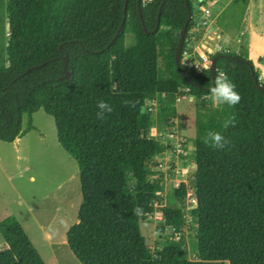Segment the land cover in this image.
I'll use <instances>...</instances> for the list:
<instances>
[{
	"label": "trees",
	"instance_id": "trees-1",
	"mask_svg": "<svg viewBox=\"0 0 264 264\" xmlns=\"http://www.w3.org/2000/svg\"><path fill=\"white\" fill-rule=\"evenodd\" d=\"M141 1L140 18L137 0H128L125 12V0H6L0 141L13 143L35 131L32 115L39 109L52 117L58 143L79 170L81 203L77 222L66 232L79 264H264V91L257 90L253 76L264 83L242 55L211 56L218 57L215 76L217 70L227 73L242 97L235 107L216 108L209 98V70L197 74L182 64L195 28L194 2ZM186 4L191 19L180 66L193 85L175 64L188 18ZM185 94L199 101L191 211L197 222L195 261L181 258V243L152 256L140 231L159 190L147 166L168 149L146 138L150 116L143 107L164 95L169 121L175 117L176 100ZM100 100L113 107L104 120L96 116ZM232 114L236 124L225 129ZM209 130L221 132L231 143L220 150L206 146L203 137ZM186 191L184 183L175 189L179 204ZM180 205L163 212L165 224L176 232L184 225ZM137 206L142 215L134 214ZM0 232L5 242L0 264H45L16 219L1 221Z\"/></svg>",
	"mask_w": 264,
	"mask_h": 264
},
{
	"label": "rangeland",
	"instance_id": "rangeland-1",
	"mask_svg": "<svg viewBox=\"0 0 264 264\" xmlns=\"http://www.w3.org/2000/svg\"><path fill=\"white\" fill-rule=\"evenodd\" d=\"M193 16L195 28L190 34L189 44L207 46L202 42L207 14L200 6H194ZM7 41L6 0H0V63H5ZM132 43V37L128 36L126 44ZM200 49L205 51L201 46ZM192 57L197 59L196 55ZM165 103L166 97L157 95L143 107L150 116L146 138L158 140L168 149L147 166L149 179L159 186V190L154 211L141 219L140 231L152 256L166 245L181 243V258L195 261L197 222L191 211L195 206L193 140L199 101L188 94L177 99L175 117L169 121L164 112ZM32 119L35 131L26 133L13 143L0 141V222L7 218L16 219L45 264H79L66 242V232L77 222L81 203L79 170L75 160L58 143L52 117L39 109ZM23 126L26 127V118ZM180 183L187 187L181 205L174 196ZM179 205L185 214L184 225L180 232H176L165 224L163 212ZM159 228H164L163 232ZM4 246L0 232V249Z\"/></svg>",
	"mask_w": 264,
	"mask_h": 264
},
{
	"label": "crops",
	"instance_id": "crops-1",
	"mask_svg": "<svg viewBox=\"0 0 264 264\" xmlns=\"http://www.w3.org/2000/svg\"><path fill=\"white\" fill-rule=\"evenodd\" d=\"M200 8L208 18L202 39L207 46L188 44L189 51L198 55L219 46L222 52L242 55L264 83V0H208Z\"/></svg>",
	"mask_w": 264,
	"mask_h": 264
},
{
	"label": "clouds",
	"instance_id": "clouds-1",
	"mask_svg": "<svg viewBox=\"0 0 264 264\" xmlns=\"http://www.w3.org/2000/svg\"><path fill=\"white\" fill-rule=\"evenodd\" d=\"M210 66V62L205 64V68ZM199 69V68H198ZM217 75L214 78L213 86L208 90L210 93V100L214 105H227L229 107H235L242 99L240 93L236 89V85L232 82L227 73L222 70H217ZM97 119L104 120L106 113H111L113 107L100 100L97 103ZM236 117L232 114L225 119L223 127L227 129L229 126H235ZM203 143L213 149H224L231 143L230 140L226 139L225 136L219 131L209 130L203 137ZM134 214L139 216L143 214V209L137 206L134 210Z\"/></svg>",
	"mask_w": 264,
	"mask_h": 264
},
{
	"label": "water",
	"instance_id": "water-1",
	"mask_svg": "<svg viewBox=\"0 0 264 264\" xmlns=\"http://www.w3.org/2000/svg\"><path fill=\"white\" fill-rule=\"evenodd\" d=\"M208 0H196L194 6L196 7H199L201 6L202 3H206ZM127 2L128 0H125V3H124V12H125V8H126V5H127ZM142 1L141 0H137V10H138V14H139V17L141 18V12H142ZM162 6H163V2L161 3L160 7H159V11H158V17L160 16V12H161V9H162ZM186 8L188 10V18L186 20V22L184 23L183 25V28L180 32V36H179V40H178V43H177V48H176V52H175V64L176 66L178 67V70H179V73H180V76L182 78H184L188 84H192V81L188 78L187 76V73H185L183 71V69L181 68L180 66V56H181V52H182V48H183V44H184V39H185V35H186V31H187V26H188V23H189V20L191 19V13L189 11V8H188V4H186ZM124 23V19H123V22L121 24V26L123 25ZM143 31L145 33H147V31L145 30V27L143 26ZM64 66L66 67L67 66V57L64 56ZM217 59L218 57L215 56L212 60H211V66H210V69H209V73H210V76H211V79H212V82L214 83V78H215V74H216V62H217ZM44 65V64H42ZM33 69V68H31ZM31 69H29L28 71H30ZM70 75L69 72H66V78H68ZM254 78V83H255V86L257 88V90L259 91H264V87L259 85L257 79H255V77L253 76Z\"/></svg>",
	"mask_w": 264,
	"mask_h": 264
},
{
	"label": "built area",
	"instance_id": "built-area-1",
	"mask_svg": "<svg viewBox=\"0 0 264 264\" xmlns=\"http://www.w3.org/2000/svg\"><path fill=\"white\" fill-rule=\"evenodd\" d=\"M150 1V0H147ZM206 12V11H205ZM222 49L219 46H216L215 51L207 50L206 53L203 54H196L197 59H193L192 56L195 57V53L189 51V48H186V50L183 52L182 57V64L186 66L188 69L193 70L195 73H201L205 70H209L211 66V56L221 53ZM226 53V52H224ZM210 62V66L208 68H205V64ZM199 68V69H198ZM188 92V90H186ZM180 146V145H179ZM177 153H180V150H176ZM195 203V200L193 201Z\"/></svg>",
	"mask_w": 264,
	"mask_h": 264
}]
</instances>
